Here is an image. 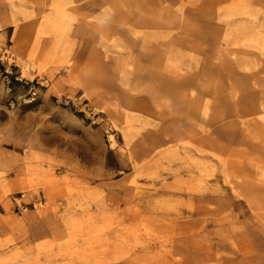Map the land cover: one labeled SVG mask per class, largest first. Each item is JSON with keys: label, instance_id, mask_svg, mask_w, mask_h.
<instances>
[{"label": "rangeland", "instance_id": "obj_1", "mask_svg": "<svg viewBox=\"0 0 264 264\" xmlns=\"http://www.w3.org/2000/svg\"><path fill=\"white\" fill-rule=\"evenodd\" d=\"M0 212V264H264V0H0Z\"/></svg>", "mask_w": 264, "mask_h": 264}, {"label": "crops", "instance_id": "obj_2", "mask_svg": "<svg viewBox=\"0 0 264 264\" xmlns=\"http://www.w3.org/2000/svg\"><path fill=\"white\" fill-rule=\"evenodd\" d=\"M0 214L3 213L0 212ZM27 217L31 219V222L28 224V229L31 232L33 242L55 238L61 234L57 226L54 225L55 221L50 215L43 217L30 215Z\"/></svg>", "mask_w": 264, "mask_h": 264}, {"label": "built area", "instance_id": "obj_3", "mask_svg": "<svg viewBox=\"0 0 264 264\" xmlns=\"http://www.w3.org/2000/svg\"><path fill=\"white\" fill-rule=\"evenodd\" d=\"M22 197H23V193H20V196L18 197H13V203L17 211H26L28 208L27 204H24L21 201ZM39 202L42 203V200H39ZM32 205L34 207V203H32Z\"/></svg>", "mask_w": 264, "mask_h": 264}, {"label": "bare ground", "instance_id": "obj_4", "mask_svg": "<svg viewBox=\"0 0 264 264\" xmlns=\"http://www.w3.org/2000/svg\"><path fill=\"white\" fill-rule=\"evenodd\" d=\"M152 74V73H151ZM172 94V93H171Z\"/></svg>", "mask_w": 264, "mask_h": 264}]
</instances>
